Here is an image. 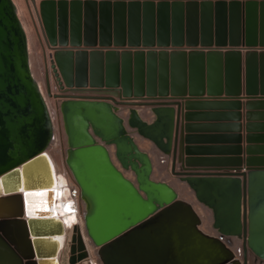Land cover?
Here are the masks:
<instances>
[{
	"label": "water",
	"instance_id": "water-1",
	"mask_svg": "<svg viewBox=\"0 0 264 264\" xmlns=\"http://www.w3.org/2000/svg\"><path fill=\"white\" fill-rule=\"evenodd\" d=\"M65 1L42 0L41 6ZM236 3L229 0L231 6ZM243 4L249 10L252 1ZM215 5H226V0H216ZM66 55L72 59L64 51L54 54L61 69ZM76 55L85 62L113 64L105 79L101 70L91 69L90 83L112 90L121 83L120 91L129 96L116 100L107 95L52 94L45 70L46 95L63 99L57 107L66 134L64 163L86 205L81 215L83 230L99 264H248V259L264 264V157L248 156L244 170H238L242 166L239 157L198 162L189 158L176 171L181 109L177 100L183 99V93L168 95L165 79L157 90L153 73L144 89L137 72L132 91L130 53L92 51L88 55L81 51ZM134 56L140 62L136 71L142 73V55ZM206 58L215 62L208 94L219 96L224 91L225 99H236L242 89L239 51L189 53L190 68L198 66L200 83H194L199 91ZM119 61L122 73L117 72ZM148 61L153 63V58L149 56ZM243 72L247 97L263 99L264 51L246 53ZM82 77L76 84L86 83ZM231 104L238 106L235 100ZM116 105L150 107L151 122L131 109L126 123L160 152L171 155V173L186 182L195 198L211 210L217 235L199 228V215L168 183L151 178V160L125 131L123 120L115 113ZM173 105L177 106L175 124ZM52 140V121L31 73L25 30L13 1L0 0V264H58V236L65 227L52 214L55 179L45 152ZM110 145L116 160L133 172L135 180L113 164L107 149ZM254 150L247 148V155L257 153ZM232 238L241 240L242 260L224 241ZM68 252V264H79L88 257L80 229L72 234Z\"/></svg>",
	"mask_w": 264,
	"mask_h": 264
},
{
	"label": "rangeland",
	"instance_id": "rangeland-1",
	"mask_svg": "<svg viewBox=\"0 0 264 264\" xmlns=\"http://www.w3.org/2000/svg\"><path fill=\"white\" fill-rule=\"evenodd\" d=\"M41 1L22 0L25 13L17 15L22 20H25L24 15H28V31L34 36L35 44L37 43L33 72L36 77L38 75L42 77V90L45 94V70H47L52 94L107 95L113 96L116 100L129 98L120 91L121 83L116 86L117 90L109 89L105 85L95 87L97 85L90 83L91 69L98 72L101 70L102 78L105 79L108 66L112 68L113 64H107L105 60L103 65L90 61V59L85 62L83 57L77 56L76 53L81 51L88 55L92 51H101L103 54L113 51L119 55L130 53L132 66L129 77L132 91L135 72L138 76H142L144 89L147 87V78L153 73L157 90L161 80L165 79L168 95L173 91L183 93L184 117L187 118L186 120L193 121L198 117L200 106L214 104L213 100L216 96L208 93L212 88L211 79L215 70V62L213 58L204 60V83L202 87L200 85L202 90L199 91V86L194 83H200L198 66L190 68L189 53L200 51L206 54L217 50L224 53L227 50H235L239 51L241 62L244 63L246 53L264 51V0H235L238 3L232 6L229 5V0H226V5L220 6L215 5L216 0H66L60 4L48 3L42 6ZM246 1H252L249 10L243 4ZM232 40L236 42L235 45L230 43ZM221 41L223 43H220ZM62 51L72 56V59H69L68 55L65 56L66 58L62 61L63 70L54 59V54ZM137 53L142 55V73L136 71L138 69L135 68L140 63L139 60L134 59ZM148 55L153 58V63H149ZM184 55L187 57L186 60ZM119 65L117 72L122 73L121 61ZM82 76L86 83L76 84L77 78L83 79ZM243 88L245 92V87ZM222 92L224 94V91ZM48 98L52 99L56 111L55 117L58 121L56 126L60 143H50L46 150L55 157L60 168H67L64 163V153L67 149L66 134L57 107L63 99ZM235 102L238 103L236 100ZM254 102L257 105L261 104L262 100H254ZM124 127L125 131L130 133L127 131L131 129L130 126L127 124ZM186 128L189 132L197 133L198 125L187 124ZM198 140L197 134L185 137L188 146L183 153L178 149L176 171L182 170L185 159L190 158L198 162L199 160L215 161L225 158L220 156L215 158L213 148L209 147H207V153H200L205 148L199 147ZM114 158L116 160L115 156ZM159 161L169 177L184 182L179 176L171 173V155L160 152ZM116 162L127 178L131 174L132 180H135L130 169L125 170L118 160ZM71 180L73 181L72 177ZM160 181L166 182L165 180ZM186 187L196 204L204 210L200 225L203 224L209 230L208 232L202 231L217 235V231L212 228L211 210L200 203L192 190L187 185ZM85 207L80 197V216ZM236 239L232 238L230 242L225 239L224 241L231 248L236 242L238 243ZM236 249V257L242 260V248L238 249L236 244ZM68 256V249H66L61 256L62 264H68ZM84 259L87 261L89 258ZM93 259L99 264L96 257ZM248 264L263 263L248 259Z\"/></svg>",
	"mask_w": 264,
	"mask_h": 264
},
{
	"label": "bare ground",
	"instance_id": "bare-ground-1",
	"mask_svg": "<svg viewBox=\"0 0 264 264\" xmlns=\"http://www.w3.org/2000/svg\"><path fill=\"white\" fill-rule=\"evenodd\" d=\"M12 1L15 4L16 12L18 15L20 13L24 12L23 10L25 8H24V4H23L22 0H12ZM24 19L25 20L20 19V22H21V24L25 30L26 37H27L28 57H29V64H30V68H31V73H32L34 79L36 80V82L38 84V87L40 88V90L43 94V97L45 99L46 105H47L49 113H50L52 126H53V140L50 143L51 144L52 143L57 144V142H59L60 140L58 137V128L56 126L58 124V121H56L57 118L55 117L56 111L53 107L52 99L48 98V96L42 90V77H39V75H38V77H36L35 73L33 72V69H34V67H33L34 61L33 60L35 59L34 56H36L35 55L36 54V48L35 47H37L36 46L37 43L35 44L36 41H34L35 40L34 36L32 35V33H30L28 31L29 30L28 26H27L29 23L28 15H24ZM131 109H133L136 112V114L140 117V119H142L145 122H151L154 119V115L151 113L149 106H144V105H116L115 113L123 120L125 126L127 125L126 121L129 117V112ZM127 131L130 132V135L133 138L136 145L138 146V148L141 151L147 153V155L149 156L151 163H152L151 178L153 180H156V181L165 180L166 183H168L174 189V191L177 193L179 199H182V200L188 202L189 204L192 203L191 206L194 208V210L199 215V217L202 221V215H203L204 210L201 209L196 204V202L193 200L191 193L189 192V190L186 187L187 184H185V182H179L180 180L178 181L172 177H169L165 173V171L163 170L162 165L160 164V161H159L160 152L155 148V146L150 141L138 136V134H136L131 129H129ZM107 149L109 151V154H110V157H111L113 164L119 169L118 163L116 162V160L114 158V153H113L114 147H113V145L107 146ZM45 152H46V155H47V157L51 163V166L53 168L54 179H55L53 186H52L53 187V195H54V202H53L54 211L52 212V214H54V216H56L58 219H60L63 222V226L65 227L64 234L61 236H58L59 249L57 252V262H58V264H62L61 256L64 253V251L66 249H68L72 234L74 233V231L76 229L77 230L80 229L82 231V236H83L84 241H85V245H86V249L88 251V258L89 259L87 261H86V259H83L79 262V264H85L86 262H88L89 264H97L95 259H93L95 250L91 246V244L88 242V239L85 236V233L83 230V221H82V218L80 216L79 206L78 205L71 206V204L68 202L69 191H68L67 186L69 185V182L71 181V177H70V174L68 172V169L64 168V167L60 168L59 167L60 164L57 163L58 161H56L54 159L55 157H53L50 154V152H48L47 150H45ZM129 178H130V180H132L131 174H130ZM199 228L205 232H208V230H209V228L205 227L203 224L199 225ZM240 243L241 242H239V239H238V243L236 242L238 249L241 248ZM236 244H235V246L234 245L231 246V250L234 252L235 256L237 253Z\"/></svg>",
	"mask_w": 264,
	"mask_h": 264
},
{
	"label": "crops",
	"instance_id": "crops-1",
	"mask_svg": "<svg viewBox=\"0 0 264 264\" xmlns=\"http://www.w3.org/2000/svg\"><path fill=\"white\" fill-rule=\"evenodd\" d=\"M244 63L242 62V86L244 84ZM244 87V86H243ZM238 99H224V94L216 96L213 105H202L198 110V117L193 121L186 120L185 112L182 111L183 99L177 100L181 104L178 115V141L177 146L181 153L188 146L185 137L190 134L199 136V147L205 148L200 153H207V147L213 148L215 158L239 157L242 166L238 170H244L245 160L248 156L264 157V99H249L246 97L244 88ZM231 100L238 101V106L231 104ZM254 100H262L261 104ZM175 112L174 124L176 123L177 106L173 105ZM187 124L198 125L197 133L189 132ZM247 148H253L254 155H247ZM240 155H236L237 150ZM182 156V155H181ZM183 158V156H182ZM230 168V167H229ZM228 170V169H224ZM216 172V171H210Z\"/></svg>",
	"mask_w": 264,
	"mask_h": 264
},
{
	"label": "built area",
	"instance_id": "built-area-1",
	"mask_svg": "<svg viewBox=\"0 0 264 264\" xmlns=\"http://www.w3.org/2000/svg\"><path fill=\"white\" fill-rule=\"evenodd\" d=\"M68 187V202L71 204V206H75L78 205L80 203V192H79V188L77 187V185L71 180L69 182ZM96 261V260H95Z\"/></svg>",
	"mask_w": 264,
	"mask_h": 264
},
{
	"label": "snow or ice",
	"instance_id": "snow-or-ice-1",
	"mask_svg": "<svg viewBox=\"0 0 264 264\" xmlns=\"http://www.w3.org/2000/svg\"><path fill=\"white\" fill-rule=\"evenodd\" d=\"M40 195H44L43 193H41Z\"/></svg>",
	"mask_w": 264,
	"mask_h": 264
}]
</instances>
